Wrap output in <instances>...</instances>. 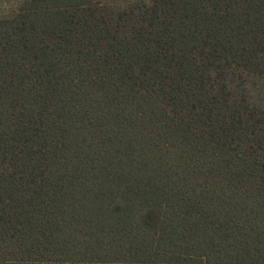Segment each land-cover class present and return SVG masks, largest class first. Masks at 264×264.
I'll list each match as a JSON object with an SVG mask.
<instances>
[{
    "label": "trees",
    "instance_id": "16d2710c",
    "mask_svg": "<svg viewBox=\"0 0 264 264\" xmlns=\"http://www.w3.org/2000/svg\"><path fill=\"white\" fill-rule=\"evenodd\" d=\"M0 264H264V0H0Z\"/></svg>",
    "mask_w": 264,
    "mask_h": 264
}]
</instances>
